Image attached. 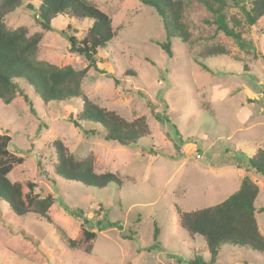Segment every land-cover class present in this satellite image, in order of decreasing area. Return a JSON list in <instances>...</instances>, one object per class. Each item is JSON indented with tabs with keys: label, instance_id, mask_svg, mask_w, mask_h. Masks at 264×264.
<instances>
[{
	"label": "rangeland",
	"instance_id": "374dc122",
	"mask_svg": "<svg viewBox=\"0 0 264 264\" xmlns=\"http://www.w3.org/2000/svg\"><path fill=\"white\" fill-rule=\"evenodd\" d=\"M92 1L119 31L99 51L82 91L128 121L144 116L151 134L133 147L106 141L99 125L74 124L82 109L80 98L45 103L19 80L23 95L9 105L0 99V135L11 137L9 152L23 159L9 178L35 183L36 191L52 195L55 204L49 223L35 214L17 216L0 201V264H189L196 256L209 261L205 241L192 239L180 227L178 211L222 203L237 191L244 175L259 187L256 218L264 235V212H259L264 208V179L237 166L246 165L258 147L264 149V17L250 26L242 9L254 0H228L226 8L231 26L234 17L240 21L236 30L251 44L250 51L218 31L203 5L181 0L192 45L172 39V56L156 43L166 42L167 35L152 7L139 0ZM41 2L23 0L6 16L7 28L42 33L40 60L85 69V57L70 52L68 36L81 40L93 22L60 15L52 21L53 30L45 31L39 23ZM216 45L228 54L206 59L212 71L207 72L193 56ZM152 107L169 122L158 121ZM59 141L76 158L92 156L97 173L135 182L97 189L58 177L53 166ZM79 211L80 217L69 213ZM81 228L96 233L91 254L68 246L67 239L81 238ZM217 264H264V253L224 244Z\"/></svg>",
	"mask_w": 264,
	"mask_h": 264
},
{
	"label": "trees",
	"instance_id": "16d2710c",
	"mask_svg": "<svg viewBox=\"0 0 264 264\" xmlns=\"http://www.w3.org/2000/svg\"><path fill=\"white\" fill-rule=\"evenodd\" d=\"M142 4L152 7L161 18L167 41L156 42L172 56L171 40L180 39L184 44L192 45L191 33L187 29L184 18V5L181 0H139ZM214 17L218 31L236 41L244 51H250L251 44L236 30L240 25L233 18L234 26L229 24L226 13L228 0H196ZM23 0H0V99L9 105L23 91L19 80L30 86L45 103L67 102L73 98L82 100V109L74 124H95L101 127L103 139L123 147L137 146L142 138L150 136L147 119L139 117L132 121L123 118L116 111L107 110L93 103L82 91V84L91 67H96L99 51L110 43L119 31L113 28L111 17L98 8L92 0H42L39 6V23L45 31H52V21L60 15L76 19H88L92 26L81 40L76 36H68L70 52L85 57L88 65L85 69L73 66L58 67L38 57L42 33L29 35L25 27L14 30L7 28L6 16L16 11ZM34 8L32 5H28ZM245 19L250 26H255L264 17V0H254L249 8L243 6ZM225 47L206 46L193 56L194 62L207 72H212L204 61L211 57L226 56ZM264 57V56H263ZM23 95V94H22ZM143 95V94H141ZM26 99L28 97L25 96ZM28 101H30L28 99ZM33 108V107H32ZM33 111L35 109L33 108ZM152 113L158 121H168L158 108L152 107ZM95 133V130H93ZM177 133V132H176ZM11 137L0 135V201H6L17 216L35 214L49 223L52 220L49 212L55 204L52 195L42 196L36 191L35 183L12 182L9 174L15 164H21L22 158L11 154L8 150ZM56 162L54 172L65 180L81 183L87 187L104 189L110 184L122 186L131 183L132 178L125 181L119 175L111 172L97 173L95 160L92 156L79 159L69 152L60 141L56 143ZM152 154L154 151L151 152ZM156 154H160L156 153ZM242 166L247 171L260 174L264 179V149L258 147L254 155ZM133 182V181H132ZM135 182V181H134ZM133 182V183H134ZM259 195V187L249 176H245L239 189L225 201L215 206L196 210L178 211L180 227L192 238H202L208 248L209 261L202 256L189 260V264H217L219 251L224 244L237 247H250L264 253V235L261 233L256 218L255 202ZM68 209V208H67ZM69 211V210H68ZM264 212V208L259 210ZM80 217L78 214L69 212ZM116 224H111L114 227ZM80 239H67L72 249L84 247L85 253L91 254L90 242L96 238V233L81 228ZM159 231H155V240ZM131 239V237H126ZM133 264V263H128Z\"/></svg>",
	"mask_w": 264,
	"mask_h": 264
},
{
	"label": "crops",
	"instance_id": "0c3cea01",
	"mask_svg": "<svg viewBox=\"0 0 264 264\" xmlns=\"http://www.w3.org/2000/svg\"><path fill=\"white\" fill-rule=\"evenodd\" d=\"M238 170H239V171H244L242 168H241V169L238 168ZM245 176H246V175H244V177H245ZM244 177H243V178H244ZM239 187H240V185H239ZM238 189H239V188H238ZM238 189H237V190H238Z\"/></svg>",
	"mask_w": 264,
	"mask_h": 264
},
{
	"label": "built area",
	"instance_id": "2783aa9c",
	"mask_svg": "<svg viewBox=\"0 0 264 264\" xmlns=\"http://www.w3.org/2000/svg\"><path fill=\"white\" fill-rule=\"evenodd\" d=\"M198 157H200V156H198Z\"/></svg>",
	"mask_w": 264,
	"mask_h": 264
}]
</instances>
